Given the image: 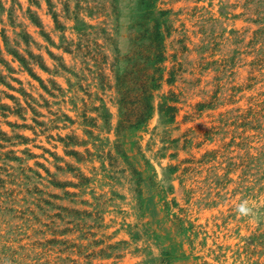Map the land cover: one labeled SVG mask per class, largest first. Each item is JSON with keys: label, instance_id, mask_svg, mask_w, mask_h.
Returning a JSON list of instances; mask_svg holds the SVG:
<instances>
[{"label": "rangeland", "instance_id": "rangeland-1", "mask_svg": "<svg viewBox=\"0 0 264 264\" xmlns=\"http://www.w3.org/2000/svg\"><path fill=\"white\" fill-rule=\"evenodd\" d=\"M0 264H264V0H0Z\"/></svg>", "mask_w": 264, "mask_h": 264}, {"label": "trees", "instance_id": "trees-1", "mask_svg": "<svg viewBox=\"0 0 264 264\" xmlns=\"http://www.w3.org/2000/svg\"><path fill=\"white\" fill-rule=\"evenodd\" d=\"M156 41H158L157 48L160 50V34H157ZM138 57H147V61L155 63L163 58V53L159 52L155 56H150L134 52L133 55L128 57V61L133 63L131 69L118 76L122 93V110L119 121L121 129L144 125L153 112L151 90L156 86L154 82L158 78L151 75L148 69L136 60Z\"/></svg>", "mask_w": 264, "mask_h": 264}]
</instances>
